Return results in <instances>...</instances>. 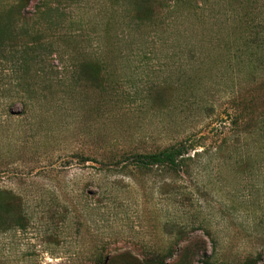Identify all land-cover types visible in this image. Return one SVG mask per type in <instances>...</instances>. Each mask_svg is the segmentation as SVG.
I'll return each mask as SVG.
<instances>
[{"label":"rangeland","instance_id":"rangeland-1","mask_svg":"<svg viewBox=\"0 0 264 264\" xmlns=\"http://www.w3.org/2000/svg\"><path fill=\"white\" fill-rule=\"evenodd\" d=\"M41 5L25 10L59 67L98 61L105 83L25 112L0 74V189L27 213L0 228V264H96L101 253L127 264L170 249L172 262L190 249L192 264L205 251L264 264V134L232 121L243 98L264 107V0H170L156 25L129 0ZM178 142L189 148L178 172L118 165Z\"/></svg>","mask_w":264,"mask_h":264},{"label":"trees","instance_id":"trees-1","mask_svg":"<svg viewBox=\"0 0 264 264\" xmlns=\"http://www.w3.org/2000/svg\"><path fill=\"white\" fill-rule=\"evenodd\" d=\"M29 0H16L5 7L0 6V74L8 79L5 87L6 100H19L23 110L27 111L37 103L49 102L57 104L66 98L72 100L75 93H81L90 88L92 90L104 87L102 64L94 60H77L70 70L63 71L56 63L55 52L45 36L41 25L30 24L31 15L26 13ZM59 0H41L39 6L48 9L50 4ZM132 4L131 12L140 22L158 24L164 17L165 11L172 6L170 0H129ZM55 56V57H54ZM159 99V98H158ZM14 100V101H15ZM253 99L243 98L240 107L233 114L236 127L252 134H264V107L255 111ZM11 107L6 108V114H13ZM189 148L184 142H178L151 152H131L118 157V165L123 163L125 168L136 167L141 171L163 169L178 172L184 164ZM12 203H15L12 209ZM25 200L21 194L11 190L0 189V228L5 224H17L21 227L27 221ZM6 216V219L3 218ZM205 248V247H204ZM204 250V249H203ZM185 251V252H184ZM200 252L181 250L179 259L170 261L175 252L170 249L158 252L151 257L142 259L131 254L124 256L127 264H192ZM262 253L248 255L243 264H256L262 259ZM204 264H228L215 261L212 255L203 254ZM119 256L108 253L98 254L94 258L96 264H117ZM180 259H183L179 263Z\"/></svg>","mask_w":264,"mask_h":264}]
</instances>
